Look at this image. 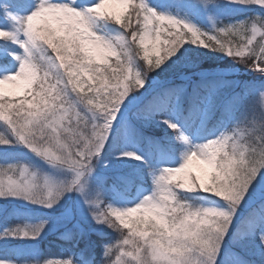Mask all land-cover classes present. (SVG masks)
Masks as SVG:
<instances>
[{"label":"snow or ice","instance_id":"obj_1","mask_svg":"<svg viewBox=\"0 0 264 264\" xmlns=\"http://www.w3.org/2000/svg\"><path fill=\"white\" fill-rule=\"evenodd\" d=\"M14 2L19 11L10 3L0 7L11 21V27H0V41L16 44L23 52L14 55L16 67H8L6 56L0 58V122L16 142L70 175L57 178L38 175L26 165H2L0 198L24 199L52 208L66 193H79L96 223L119 233L118 242L104 246L105 257L111 258L108 264H219L226 237L233 246L252 238L264 253V203L252 208L233 231L246 197L252 196L257 185L264 186V91L259 93L260 103L253 106V113L259 109V119L244 113L242 124L196 146L181 166L167 168L155 177V191L136 206L118 208L105 203L102 181L93 177V162L104 152L121 110L133 103V94L149 81V73L160 69L186 43L223 53L264 76V16L224 25L209 34L157 12L146 0H96L83 6L77 0ZM232 2L264 8V0ZM112 4L131 6V13L109 12ZM101 21L114 22L123 31L115 38L101 35L96 30ZM113 57L115 61L110 63ZM137 59L146 62L142 70L136 67ZM4 85L22 89L8 94ZM200 87L208 90V96L202 97L199 88L195 89L191 106L199 110L207 103L211 114L216 108L212 98L215 85ZM184 96L183 85L162 88L135 117L151 122L164 112L179 113ZM242 102L243 96L234 97L225 106V117ZM162 122L177 140L189 143L178 118L169 116ZM124 124L134 132L126 114ZM13 142L0 134V145ZM121 156L143 159L135 152L125 151ZM194 161L200 162L203 174L192 171ZM182 192L214 195L227 208L194 206ZM46 225L47 221L9 227L0 233V239L35 240ZM232 256L239 264H248L238 253ZM0 264L19 261L5 257ZM30 264L73 262L46 259Z\"/></svg>","mask_w":264,"mask_h":264},{"label":"trees","instance_id":"obj_2","mask_svg":"<svg viewBox=\"0 0 264 264\" xmlns=\"http://www.w3.org/2000/svg\"><path fill=\"white\" fill-rule=\"evenodd\" d=\"M3 5L4 4L0 2V7H2ZM182 6L183 7L178 8V6L172 4L171 6L165 5L164 7L171 14H177L181 18L187 19L191 22L196 21L197 24L205 30L209 28L204 16L202 14L201 16L198 15V10L202 7H214L215 4H206L202 0L201 4L198 0H185V3ZM218 9L222 13L223 26L231 25L232 22L234 24L237 21L246 20L257 15L264 16V13L261 12L260 8L258 7H239L229 2L221 4ZM107 10L109 12H115V10L111 7H108ZM130 13L131 6L129 12L125 16ZM6 18L7 17L3 14V12H0V19L5 20ZM98 24L106 32L109 38L118 37L123 31L121 26L115 24L114 22L101 21ZM0 45H9L11 47L6 57L9 62L8 66L14 67V65L17 63L14 60V55L18 54V48L13 46V43L9 41H0ZM226 57L227 55L223 53L209 51L208 49L198 47L191 43H186L183 48H181L180 51L171 59H169L160 69L155 72L149 73V81L156 78L169 80V84L164 88L175 87L178 85L184 86L185 96L180 106V115H182L183 112L186 113L187 110H189V107L191 106L192 94L195 89L199 88L201 96L206 97V95L208 94V90L200 86L204 83H207L209 86L215 85V90H217V93L212 97L213 102L216 106L215 111L210 114L208 108H206V113L209 118L206 122V126L208 125L211 127L213 126V124H215L219 115L224 113L225 106L228 105L234 97L243 96V102L240 103L237 106L236 110L233 112V115L237 117V120L236 122H234L233 120L232 124L229 126V128L232 129L233 127H236L237 124L243 123L242 114L247 113L249 118H252V105L256 100L258 91L264 89V85L262 87L258 85V82L263 81L256 78V76L252 74L253 71L249 67L245 66L244 64H239L242 67V70L247 71V73H243L238 77L239 84L237 85V87L239 88H236V84H233L231 80L227 81L223 77H211L209 79H201L194 77V80L189 84H185L182 81L178 80L179 76L183 73L187 75H193L208 68L215 69L229 67L231 66V64H228V62L225 60ZM114 61L115 59L111 60L110 63H113ZM144 66H146V62L142 59H137L136 67L142 70ZM143 88L140 89V92L143 91ZM221 88L223 89L219 90ZM250 89H254L255 91H250ZM140 92L134 93L133 95H138ZM226 92H233V95L226 96L224 95ZM167 113L168 112L162 113L160 117L152 120L151 122H145L141 120L140 123L144 125L145 131L152 134L153 136L159 137L161 143H163L167 147H175V138L173 136L172 130L162 122L164 118L169 117H165ZM0 134L13 139L14 142L11 145L15 146V139L11 136L9 129L5 126V124L0 123ZM126 138L127 137L125 136V134H119L118 138L114 137L109 142V145L111 147L115 145L117 147H120L118 152L116 153L118 155L115 158L116 164L118 165V167L127 170H129L130 168L144 169L140 170L142 171L140 175H138L135 171L130 174L133 180V183L130 187L126 182L120 179H117L115 177L109 178L105 183V190L108 194V203H117L121 201L123 197L136 196V193L138 192L141 186H148L153 192L156 188L155 180L153 177V170L157 168L153 164L155 160H135L121 156V153L123 152L125 146V141L123 142V140H125ZM11 145H0V166L9 164L27 165L28 162L26 160L10 156V153L14 152V150H4L5 147ZM178 147L182 149L181 145H178ZM149 151H154L155 159L157 155L160 154V152L155 149ZM147 164H151L152 167H148L149 165ZM146 165L147 167H145ZM181 195L189 197V202L197 207H201V205L213 201H221L222 203L226 204L222 199L217 198L211 194H205L200 192H182ZM245 218H243L241 222L244 221ZM44 222L45 221L36 222L33 218H31L29 214L18 212L12 208L10 210H3L0 208V233H2L5 229L9 227L25 226L31 223H37L39 225ZM241 222L238 224L237 228L240 226ZM48 225L49 223L47 221L46 226ZM68 234H71L70 238H64ZM118 240L119 233L117 231H114L110 227L109 230L102 228L100 229L98 225L92 224V226H89L86 230H82L80 228H73L66 232L60 231L54 234H50L47 237L41 238L40 240L35 239L33 240L34 242H29L26 239H13L11 237L0 239V258L6 257L19 261V264H26V262L30 264V262L34 261V259L30 254L24 252L22 247L23 245H30L36 247L40 261L46 259H70L73 264H108V261L111 258L105 257L104 246L106 244H111L112 242H118ZM6 241H9L10 243L2 244ZM247 242L250 243L247 244ZM245 243L241 251L251 259H255L259 263L264 264V255L262 256L259 250L256 251L258 247L256 241L252 238H249L247 241H245Z\"/></svg>","mask_w":264,"mask_h":264},{"label":"rangeland","instance_id":"obj_3","mask_svg":"<svg viewBox=\"0 0 264 264\" xmlns=\"http://www.w3.org/2000/svg\"><path fill=\"white\" fill-rule=\"evenodd\" d=\"M201 4V0H198ZM204 1V0H202ZM3 4H12L13 9L19 11V9L16 8V4L14 0H0ZM36 4L40 2V0H34ZM96 0H83L79 1L77 0V4L83 6L87 5L89 3H95ZM231 3L235 6L239 7H258L260 8V11L264 13V8H261L259 5L256 4H240V3H234L232 0H214L213 4H215L214 7L209 6V8H200L198 10V15L201 16V14L204 16L205 21L208 24V29L201 28L196 21H189L187 19H183L177 14H171L166 10L164 7L171 6L172 4H175L178 6V8L183 7L182 5L185 3V0H146V3L149 7L156 10L159 13L174 16L178 19L184 20L190 24L195 25L197 28H199L203 32H207L209 34H214L216 29L223 27L222 24V13L219 11V6L223 3ZM109 7L113 8L115 12L117 13H125V15L129 12L130 6H123L119 4H112L109 5ZM125 7H127V12H125ZM233 24V22H232ZM0 27H11V21L9 18H6L5 20L0 19ZM101 35L107 36L106 32L97 25L96 29ZM108 37V36H107ZM163 39V37H162ZM16 48H18V53H22L23 49H21L18 45L13 44ZM11 47L9 45H0V58L5 57ZM115 59L110 58V61ZM228 64H231V66L226 67L227 69L235 70L239 69V72L237 73H225L221 70V68H215V69H205L201 71V74L196 76L195 78H201V79H209L211 77H223L225 80L229 81L231 80L233 84L237 85L239 84L238 77L239 75L243 74L244 72L247 73L246 70H242V67L237 64L231 57L227 56L225 59ZM2 66V65H1ZM17 66V63L14 65V67ZM9 67V66H8ZM225 69V68H223ZM204 71H210L209 73H205ZM198 72L197 74H199ZM253 75L256 76L259 80H262L263 82H258L259 86H263L264 84V76H261L257 74L256 72H252ZM196 74H181L178 78V80L182 81L185 84H189L194 80V76ZM169 80L164 79H152L147 84H145V87L142 89L143 91L140 92L138 95H134L136 97L135 100H133V103L130 105L132 106L131 109L125 108L121 110V115L118 116L117 122L113 125L112 132L109 137V142L112 140V138L119 137V134H125L127 137L125 140H123L124 143V149L123 152H135L141 157H143L142 160L144 161H150L155 160L153 163L157 168L153 170V177L155 180V177H158L165 169L167 168H175L181 166L184 161L186 154L190 153L191 151H194L196 146L205 143L207 140L215 138L222 133L228 132L232 129L229 128V126L232 124L233 120L236 122L237 117L233 114L230 116L225 117L224 113L220 114L217 121L213 126H206V122L208 121V115L206 113L207 103H202L200 105L199 110L193 109L192 106L189 107V110H187L186 113L183 112L182 115L175 112H168L165 117L171 116L172 119H177L179 123L182 125L184 129L185 135L189 138V143H184L182 141H179L176 139L174 133V142L175 147H167L163 143H161V140L159 137L153 136L152 134L148 133L144 129V125L140 123L141 120L137 119L135 117V112L147 101L154 92L159 91L160 89L166 87L169 84ZM256 84V83H255ZM5 91L8 94H12L13 92L19 93L22 89V86L15 87L13 85H4ZM223 88L219 89L222 90ZM146 90H150L147 91ZM260 91H264V89H261L258 91V95L256 96V100L252 105V109L254 105H258L260 103L259 100V93ZM146 93V94H145ZM217 93V90H215L214 94ZM224 95L232 96L233 92H226ZM190 96V95H189ZM208 94L206 95V97ZM132 100V97L129 98ZM125 104H128V101H125ZM129 106V107H130ZM86 112V110H84ZM125 114L127 115V123L131 125L132 129H134V132H129L124 124L125 120ZM218 114V113H217ZM259 119L260 113L259 109L257 107L256 112L253 113V115ZM90 116L91 114L88 113ZM184 120V121H183ZM4 124L3 122H0ZM108 144L105 147L104 152L101 153L99 158L97 160H94L95 169L93 172V177L96 178L98 182L102 181V191H103V200L107 204H111L114 207L118 208H125V207H132L139 204L145 197L151 195L153 191L148 186H141L136 193V196L131 197H123V199L117 203L115 202H109L107 200L108 194L105 190V183L109 178L115 177L117 179H120L124 182H126L129 187L132 185L133 180L130 176V174L133 173V171L137 172L138 175L141 174L144 168H135V169H122L121 167H118L116 164L115 158L118 156L116 153L118 152L120 147H117L116 145L111 147ZM178 145L182 146V149L178 147ZM158 150L160 154L157 155L155 159L154 151L149 150ZM4 150H14V152L10 153L11 157H18L21 159L26 160L28 163L26 166H28L32 171L37 172L38 175H50L57 178H65L66 176L70 175L69 173H66L63 170L57 169L51 165H49L44 159L37 156L35 153L29 150L28 147L24 146L23 144L15 141V146H8L5 147ZM148 167H152L151 164ZM147 165L145 167H147ZM146 170V169H145ZM192 170L197 174H203L202 172V165L199 161H194ZM264 203V186L257 185L256 190L252 194L251 197H246L245 202L240 206V209L237 213V219L234 222V229L235 231L237 229L238 224L241 222L243 218H245L248 213L251 211L252 208L258 207ZM87 205L84 203L82 197L79 193L76 192H70L66 193L64 198L56 205H54L52 208H46L42 205H37L30 203L27 200L24 199H17L9 197L7 199L0 198V208L3 210H10L15 209L18 212L21 213H27L33 218L36 222L38 221H48L49 225L45 227L44 231L41 233V235L37 238V240H40L41 238L47 237L50 234H54L60 231H68L73 228H80L82 230H86L89 226H92V224H96V221L91 217V215L87 212ZM201 207L205 208H221L226 209L227 205L222 203L221 201H213L208 202L206 204L201 205ZM72 213V218L69 220V214ZM29 225H38L37 223H31ZM100 229H106L109 230V227L107 225H98ZM29 242H34L33 240H28ZM226 241H228L224 251L222 252V255L219 260V264H239V261L232 256V253H238L239 256L243 257L247 260L248 264H261L255 259H251L250 257L246 256L242 251V246H233L230 241V237H226ZM9 241H6L2 244H8ZM250 243V242H249ZM247 242V244H249ZM246 244V243H245ZM24 252H27L32 256L34 260H39L38 251L36 250V247L30 246V245H23ZM260 251V249L257 247L256 251ZM261 252V251H260ZM259 252V253H260ZM262 256L264 255L261 252ZM40 261V260H39Z\"/></svg>","mask_w":264,"mask_h":264},{"label":"water","instance_id":"obj_4","mask_svg":"<svg viewBox=\"0 0 264 264\" xmlns=\"http://www.w3.org/2000/svg\"><path fill=\"white\" fill-rule=\"evenodd\" d=\"M223 72L225 73H237L239 72V69L231 70V69H222ZM205 73H209L210 71H204ZM132 106L128 107V109H131Z\"/></svg>","mask_w":264,"mask_h":264}]
</instances>
